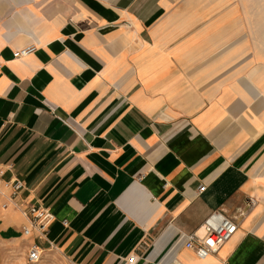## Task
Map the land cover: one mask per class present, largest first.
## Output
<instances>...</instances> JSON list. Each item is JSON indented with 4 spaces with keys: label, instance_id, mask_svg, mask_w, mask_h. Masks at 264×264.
<instances>
[{
    "label": "crops",
    "instance_id": "crops-1",
    "mask_svg": "<svg viewBox=\"0 0 264 264\" xmlns=\"http://www.w3.org/2000/svg\"><path fill=\"white\" fill-rule=\"evenodd\" d=\"M262 2L0 0V170L55 216L37 241L0 208V240L59 264H264ZM218 210L238 229L200 259L181 235Z\"/></svg>",
    "mask_w": 264,
    "mask_h": 264
},
{
    "label": "built area",
    "instance_id": "built-area-1",
    "mask_svg": "<svg viewBox=\"0 0 264 264\" xmlns=\"http://www.w3.org/2000/svg\"><path fill=\"white\" fill-rule=\"evenodd\" d=\"M35 44L27 45L13 52L14 58H24L35 52ZM24 188L23 181L17 178L4 179L0 170V208L5 210L13 208L21 212L26 223L22 226L21 233L26 237L34 236L37 241H46V235L50 225L55 220L53 212L41 205H25L19 199V194ZM205 186H199L198 193L205 190ZM202 233L194 231L189 234H182L184 246L192 249L195 255L203 259L216 253L236 233L238 224L235 218L225 214L223 211H214L201 225ZM43 249L32 243L27 251V260L30 263H37Z\"/></svg>",
    "mask_w": 264,
    "mask_h": 264
},
{
    "label": "rangeland",
    "instance_id": "rangeland-1",
    "mask_svg": "<svg viewBox=\"0 0 264 264\" xmlns=\"http://www.w3.org/2000/svg\"><path fill=\"white\" fill-rule=\"evenodd\" d=\"M247 4L249 6L250 3ZM251 4H253V2ZM261 4L264 8V0ZM31 245L32 243L21 238L0 240V264H59L58 258L51 252H43L37 263L28 262L26 255Z\"/></svg>",
    "mask_w": 264,
    "mask_h": 264
},
{
    "label": "bare ground",
    "instance_id": "bare-ground-1",
    "mask_svg": "<svg viewBox=\"0 0 264 264\" xmlns=\"http://www.w3.org/2000/svg\"><path fill=\"white\" fill-rule=\"evenodd\" d=\"M202 231V230H201ZM202 233V232H201Z\"/></svg>",
    "mask_w": 264,
    "mask_h": 264
}]
</instances>
